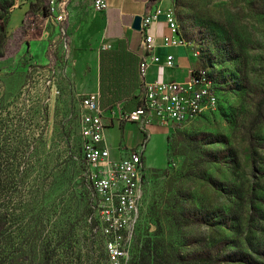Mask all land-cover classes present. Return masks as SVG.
Here are the masks:
<instances>
[{
	"label": "rangeland",
	"instance_id": "374dc122",
	"mask_svg": "<svg viewBox=\"0 0 264 264\" xmlns=\"http://www.w3.org/2000/svg\"><path fill=\"white\" fill-rule=\"evenodd\" d=\"M30 3H36L33 10ZM89 3L85 0L82 6L87 15L92 13ZM22 4L28 5L23 23L9 32L10 12ZM41 7L47 13V0H0V100L12 93L6 110L0 112L2 117L13 116L19 109L24 110L20 116L28 112L32 121L25 126L24 136L32 143L39 140L40 125L45 124L46 148L53 143L59 150L56 144L63 125L71 128L69 143L80 137L84 146L80 99L90 89L81 65L64 61L51 39L47 43L41 38L44 30L52 38ZM170 9L177 34L196 57L197 66L208 65L215 77L216 102L214 108L202 107L192 121L170 126L169 142L162 134L152 135L143 154L147 172L137 218L121 231L126 234L124 242L119 238L113 244L120 254L110 260L121 264L146 239L150 247L155 239L172 237L174 253L200 250L216 255L212 264H264V0H172ZM233 54L238 55L236 60ZM239 68L248 70L250 80L259 83L261 101L246 88H237L244 83ZM203 70L210 73L208 68ZM40 99L41 106L48 104V123L36 119ZM109 118L102 119L105 126L110 125ZM179 136L182 139L175 140ZM165 168L164 174L156 170ZM89 170L98 174L100 166ZM201 171L203 178L198 177ZM89 189L92 212L87 219L86 248L101 257L109 254L105 219L96 210L98 198L92 196L91 185ZM160 198L174 206L176 219L182 213L195 223L171 230L157 227L149 219V208ZM90 219H98L99 227H93ZM34 220L38 219H23V226L31 230Z\"/></svg>",
	"mask_w": 264,
	"mask_h": 264
},
{
	"label": "trees",
	"instance_id": "16d2710c",
	"mask_svg": "<svg viewBox=\"0 0 264 264\" xmlns=\"http://www.w3.org/2000/svg\"><path fill=\"white\" fill-rule=\"evenodd\" d=\"M35 5L36 3H30L29 10H33ZM40 12L43 16L46 15L44 7H41ZM0 30L3 31V28ZM99 55V106L101 109H110L130 95L125 91L113 89L110 80L104 81L105 64L114 58L134 60L135 57L124 51L122 42L117 49H101ZM237 57L238 55L233 54L234 60ZM199 68H202L205 81H213L218 93L216 80L209 66L196 67ZM205 68H208L210 73L203 70ZM239 69L236 70L243 74L244 83L242 85L239 83L237 88H246L248 93L258 96L261 101L263 91L258 89L259 83L250 80L251 73L248 70ZM132 80L134 82V78ZM8 85L10 86V83ZM116 86L117 83L114 87ZM10 96L11 92L0 100L1 112L6 110L8 106L6 100ZM38 101L40 105L36 119L48 123L50 119L48 104L43 103L41 106L43 99ZM18 111L19 113L13 116L7 113L4 117L0 112V264H114L115 261L110 260L108 254L94 256L93 252L86 248V237L90 232L87 228V219L92 207L89 206L90 180L87 178L90 170L83 152L82 140L78 137L71 145L68 140L71 128L62 125L59 126L58 132L61 141L56 144L61 148L55 150L53 143L50 148H46L48 141L44 136V124L40 125L39 140L32 143L27 135L24 136L25 126L32 121L28 118L30 114L26 112L20 116L21 109ZM181 139L179 136L175 140ZM169 141L168 136L167 142ZM29 151L35 153L27 154ZM156 170L161 174L167 172V168ZM203 172L201 171L198 177L203 178ZM149 209V219L157 227L163 226L171 230L195 223L194 219H189L182 213L178 214L181 219H176L174 206L168 199L160 198V201H155ZM23 219L38 220H34L31 230H27L23 226ZM201 219V222H205L203 220L206 218ZM90 220L93 227H99L98 219ZM136 229L137 223L133 228L134 234ZM125 238L124 233L120 237L121 244ZM101 240L104 249L102 236ZM131 240H134L133 236ZM136 240L138 242V238ZM147 242L149 243V239H146L141 248L136 249L121 264H212L211 261L216 259V255L200 250L187 255L174 253L170 250L174 245L172 237L155 239L150 247H147ZM243 259L251 262L247 255H243Z\"/></svg>",
	"mask_w": 264,
	"mask_h": 264
},
{
	"label": "built area",
	"instance_id": "2783aa9c",
	"mask_svg": "<svg viewBox=\"0 0 264 264\" xmlns=\"http://www.w3.org/2000/svg\"><path fill=\"white\" fill-rule=\"evenodd\" d=\"M70 1L47 0V13L42 16L50 21L62 20ZM89 1L96 12L107 9V0ZM161 14L170 29V34L163 36V43L172 46L186 45L185 41L178 38L176 21L170 8L163 11L155 8L142 16L140 31L143 35V53L138 62L142 98L137 107L121 113L120 117V120L138 124L143 134L142 141L125 156L112 158L105 136L106 126L102 120L103 110L99 106L98 93H86L80 99L81 132L87 138L83 152L90 168L100 166L99 173L90 172L88 178L92 187L91 194L98 198L96 210L100 213V219H105L104 229L108 237L106 242L110 259H115L120 254L113 244L119 241L121 231L131 224L132 219L137 218L141 185L146 172L143 154L148 139L147 127L152 124L169 127L182 125L183 119L194 113L198 107H214L212 92L217 90L213 82L204 81L202 68L190 69L189 79L184 82L146 81L149 66L157 60L153 52L154 39L148 29ZM56 42V39L51 41L54 47L57 46ZM66 60L65 58L64 61ZM162 65L174 67L173 56L169 55Z\"/></svg>",
	"mask_w": 264,
	"mask_h": 264
},
{
	"label": "crops",
	"instance_id": "0c3cea01",
	"mask_svg": "<svg viewBox=\"0 0 264 264\" xmlns=\"http://www.w3.org/2000/svg\"><path fill=\"white\" fill-rule=\"evenodd\" d=\"M85 0H71L67 5L63 18L60 21L49 20V31L52 38H48L47 30L43 31L42 37L45 42L56 39L55 47H58L66 62L81 65L83 79L87 80L89 92L98 93L100 86V50L103 48L117 49L120 42L124 45V51L132 54L131 58H114L105 64L104 81L110 80L113 89L127 93V98L121 100L110 109H102V119H108L105 136L110 146L112 158L125 156L129 150L134 149L143 138L138 124L120 120L119 114L133 110L142 98V82L138 79V62L142 55V32L131 28L133 17L144 16L155 8L162 11L170 8L172 0H107V9L94 11L89 15L83 11ZM91 7V6H90ZM28 12V5L22 4L13 8L8 21L9 32H15L23 23ZM72 24V28L69 24ZM154 39V55L156 63L149 66L146 81H180L189 79L190 69L197 67V59L189 52L187 45H165L163 36L170 34L163 15L148 29ZM54 33V34H53ZM178 35V34H177ZM58 38V39H57ZM179 40L180 37L178 36ZM73 51V53L71 52ZM173 56L174 67H165L162 63L169 56ZM36 57H40L36 54ZM107 74V76H106ZM134 78V83L133 79ZM138 81V82H137ZM117 83L116 88L114 85ZM148 139L146 146L153 134H162L167 138L171 127L152 124L147 127ZM145 153V151H144ZM144 162V161H143Z\"/></svg>",
	"mask_w": 264,
	"mask_h": 264
},
{
	"label": "bare ground",
	"instance_id": "6f19581e",
	"mask_svg": "<svg viewBox=\"0 0 264 264\" xmlns=\"http://www.w3.org/2000/svg\"><path fill=\"white\" fill-rule=\"evenodd\" d=\"M205 81V79H204ZM216 93L215 92H212V101H213V104L216 102ZM202 107H211V106H200L196 109V111L194 113H191L190 115H188L187 117H185L182 121V124H185V123H188L190 121H192V119H194L200 112L201 108ZM211 108H214V107H211Z\"/></svg>",
	"mask_w": 264,
	"mask_h": 264
},
{
	"label": "water",
	"instance_id": "95a60500",
	"mask_svg": "<svg viewBox=\"0 0 264 264\" xmlns=\"http://www.w3.org/2000/svg\"><path fill=\"white\" fill-rule=\"evenodd\" d=\"M141 19L142 17L139 15H136L133 17L132 23H131V28L135 31H140L141 29Z\"/></svg>",
	"mask_w": 264,
	"mask_h": 264
}]
</instances>
